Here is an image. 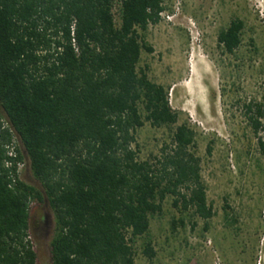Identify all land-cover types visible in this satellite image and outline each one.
I'll return each mask as SVG.
<instances>
[{
	"label": "trees",
	"instance_id": "obj_1",
	"mask_svg": "<svg viewBox=\"0 0 264 264\" xmlns=\"http://www.w3.org/2000/svg\"><path fill=\"white\" fill-rule=\"evenodd\" d=\"M163 9L162 0H0V264H40L31 203L52 214L48 264H133L137 240L153 257L149 223L166 196L183 216L213 215L194 130L176 124L166 89L138 67L141 51L151 52L142 33ZM243 27L234 17L218 31L222 52L240 45ZM241 108L264 156L263 105ZM144 123L168 140L140 159ZM24 159L39 189L19 178Z\"/></svg>",
	"mask_w": 264,
	"mask_h": 264
},
{
	"label": "rangeland",
	"instance_id": "obj_2",
	"mask_svg": "<svg viewBox=\"0 0 264 264\" xmlns=\"http://www.w3.org/2000/svg\"><path fill=\"white\" fill-rule=\"evenodd\" d=\"M162 4L159 21L142 33L151 52L141 51L138 67L166 89L176 124L194 130L199 175L213 215L205 222L183 216L166 196L149 223L154 255L145 257L137 240L133 264H264V156L241 108L254 100L264 109V0ZM234 17L244 27L240 45L228 54L216 45V35ZM135 138L140 159L155 155L168 140L164 128L148 123L136 129ZM22 164L19 178L39 189L25 159ZM178 217L183 224L171 228ZM28 225L38 262L48 264L53 220L45 202L29 205Z\"/></svg>",
	"mask_w": 264,
	"mask_h": 264
},
{
	"label": "built area",
	"instance_id": "obj_3",
	"mask_svg": "<svg viewBox=\"0 0 264 264\" xmlns=\"http://www.w3.org/2000/svg\"><path fill=\"white\" fill-rule=\"evenodd\" d=\"M3 125H5V122H3ZM17 142L15 140H13L11 142V144L9 145L8 147V155L10 156H14L15 155V152H14V147L16 146ZM22 162H17L16 163V168H17V171L19 172V169L22 167Z\"/></svg>",
	"mask_w": 264,
	"mask_h": 264
}]
</instances>
